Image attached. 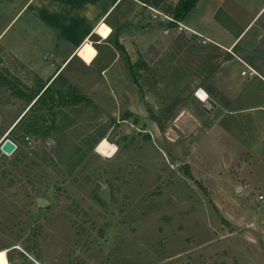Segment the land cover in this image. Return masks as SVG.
<instances>
[{
	"label": "rangeland",
	"instance_id": "rangeland-1",
	"mask_svg": "<svg viewBox=\"0 0 264 264\" xmlns=\"http://www.w3.org/2000/svg\"><path fill=\"white\" fill-rule=\"evenodd\" d=\"M24 1L0 0V31ZM134 13L136 84L119 51L124 66L104 77L98 62L85 73L75 59L66 70L82 74L70 84L97 111L55 106L45 137L27 134L30 144L16 139L12 154L0 152V252L7 264H264V85L215 84L210 45L154 9ZM27 48H18L23 60L43 63ZM248 57L264 75V49ZM0 76L1 143L21 136V125L8 132L36 75L0 48ZM99 130L111 157L96 152L101 140L87 150Z\"/></svg>",
	"mask_w": 264,
	"mask_h": 264
},
{
	"label": "crops",
	"instance_id": "crops-1",
	"mask_svg": "<svg viewBox=\"0 0 264 264\" xmlns=\"http://www.w3.org/2000/svg\"><path fill=\"white\" fill-rule=\"evenodd\" d=\"M168 1L175 3L177 0ZM138 6L142 8L135 0H25L0 31V48L44 83L60 74L66 81L75 84L82 72L75 68L71 71L66 69L76 60L81 63L85 73L98 62V74L104 77L112 66L119 63L124 66L114 44H110L111 37L115 38L114 43L122 47L131 64L137 59L132 48L133 34L130 32ZM147 9L153 11L149 7ZM17 21L19 28L13 32L12 44L8 42L6 46L2 40L11 23L13 26ZM123 22L128 25L116 34L115 30ZM178 24L186 31L184 34L188 39L191 36L200 37L206 41L204 45L211 46L206 51L215 50L217 53V57L206 59L207 65L211 64L214 68L211 76L215 84L230 86L237 83L243 90L246 82L252 78L264 85V75L247 64L249 54L258 48L264 49V0H198ZM103 27L108 29L105 36L101 34ZM145 33L141 41L149 37V33ZM21 46L28 47L33 54H42L43 63L30 65L29 59L23 60L18 49ZM85 46L94 51V54H89V60L80 56ZM244 65L253 69L256 75L246 80L241 78L239 73L244 70ZM91 76L86 79L91 80ZM230 96L231 92L229 107L234 100ZM256 109L264 111V104ZM258 142H263L260 137Z\"/></svg>",
	"mask_w": 264,
	"mask_h": 264
},
{
	"label": "trees",
	"instance_id": "trees-1",
	"mask_svg": "<svg viewBox=\"0 0 264 264\" xmlns=\"http://www.w3.org/2000/svg\"><path fill=\"white\" fill-rule=\"evenodd\" d=\"M142 5V8H152L159 13L169 17L172 22H169L168 26L174 27L175 23H180L186 17V15L194 8L198 0H177L172 3L168 0H135ZM114 47L122 55H125L122 47H120L116 42ZM260 48L256 49L254 52L257 54ZM249 55H253V52ZM126 58V57H125ZM127 70L132 83L136 84V77L133 70L134 64H131L126 58ZM0 80L6 84V80L0 76ZM27 94L21 95L22 99L26 104V110L22 115L16 120L12 128L8 132L10 134L17 125H21L22 134L18 138L9 139L14 145L18 139L22 141L25 135L30 134L31 136L45 137L48 132L42 131L44 124L46 123V117L48 113L55 107H70L73 110L82 108H90L92 111L96 112L97 108L93 102H91L87 97L82 95L74 86L68 83L60 74H56L50 82L44 83L37 76H34L33 86L26 88ZM41 111V113H40ZM54 117V114H52ZM73 122H70V125ZM98 137L92 140V144H89L87 150H91L93 145H95L100 140H103L104 131L99 130ZM82 156H78L76 160L71 165V169L75 168Z\"/></svg>",
	"mask_w": 264,
	"mask_h": 264
},
{
	"label": "bare ground",
	"instance_id": "bare-ground-1",
	"mask_svg": "<svg viewBox=\"0 0 264 264\" xmlns=\"http://www.w3.org/2000/svg\"><path fill=\"white\" fill-rule=\"evenodd\" d=\"M105 32L108 33V29L106 27H103L101 30V34L105 36L107 34H105ZM89 54H94V51L89 46H85L80 51V56L86 60H89ZM195 95L201 102H205L207 99V96H205V94L200 90ZM97 149H99V151ZM113 149H115L114 146L108 144L105 139L101 140L96 146V152L106 157H111L113 155V153L115 152L113 151ZM0 254H2V258H0V264H7V259L4 252H0Z\"/></svg>",
	"mask_w": 264,
	"mask_h": 264
},
{
	"label": "built area",
	"instance_id": "built-area-1",
	"mask_svg": "<svg viewBox=\"0 0 264 264\" xmlns=\"http://www.w3.org/2000/svg\"><path fill=\"white\" fill-rule=\"evenodd\" d=\"M162 16H163V18H165V19H168V21H170V22H172V20L169 18V17H167V16H165V15H163V14H161ZM177 25L179 26V29L181 30L182 29V27L177 23ZM198 39H200V44L201 45H204L205 43H206V41H204V40H202L200 37H198ZM256 75V73H255V71L253 70V69H251L250 67H247V66H245L244 65V70H242L240 73H239V76L241 77V78H243L244 80H246V79H249L250 77H252V76H255ZM197 93V91L194 93V95ZM206 96V95H205ZM205 103V102H204ZM24 140L25 141H27V143L28 144H30V140L28 139V137H24ZM3 141V140H2ZM1 141V142H2ZM257 200L260 202V203H264V195H258L257 196Z\"/></svg>",
	"mask_w": 264,
	"mask_h": 264
},
{
	"label": "water",
	"instance_id": "water-1",
	"mask_svg": "<svg viewBox=\"0 0 264 264\" xmlns=\"http://www.w3.org/2000/svg\"><path fill=\"white\" fill-rule=\"evenodd\" d=\"M212 107H213V104L209 101L205 102L203 104V110H205V111H209ZM15 148H16V146L9 139H4L0 143V152L4 156H9L10 154H12V152L15 150ZM236 189L237 188H235V192H236ZM37 205L41 206L42 203L39 202Z\"/></svg>",
	"mask_w": 264,
	"mask_h": 264
},
{
	"label": "snow or ice",
	"instance_id": "snow-or-ice-1",
	"mask_svg": "<svg viewBox=\"0 0 264 264\" xmlns=\"http://www.w3.org/2000/svg\"><path fill=\"white\" fill-rule=\"evenodd\" d=\"M105 34H106V32H105ZM0 258H2V254H0Z\"/></svg>",
	"mask_w": 264,
	"mask_h": 264
},
{
	"label": "clouds",
	"instance_id": "clouds-1",
	"mask_svg": "<svg viewBox=\"0 0 264 264\" xmlns=\"http://www.w3.org/2000/svg\"><path fill=\"white\" fill-rule=\"evenodd\" d=\"M99 151V149H97ZM113 151H115V149H113Z\"/></svg>",
	"mask_w": 264,
	"mask_h": 264
}]
</instances>
